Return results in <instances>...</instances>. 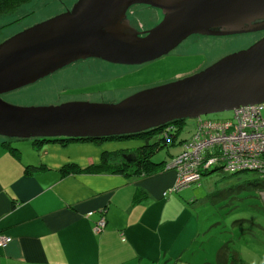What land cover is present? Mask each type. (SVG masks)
<instances>
[{
	"label": "water",
	"instance_id": "95a60500",
	"mask_svg": "<svg viewBox=\"0 0 264 264\" xmlns=\"http://www.w3.org/2000/svg\"><path fill=\"white\" fill-rule=\"evenodd\" d=\"M128 1L79 0L71 11L26 29L0 45L2 139L125 137L174 122L264 104V38L201 72L144 89L116 104L71 102L21 107L1 98L50 78L64 69L66 59L73 57H91L115 65H143L168 55L193 35L230 36L264 30V25L220 32L210 27L222 18L264 17V0H183L181 6H175L184 11L181 17L173 24L158 26L144 39L104 31L111 15ZM124 158L136 161L133 154Z\"/></svg>",
	"mask_w": 264,
	"mask_h": 264
},
{
	"label": "crops",
	"instance_id": "0c3cea01",
	"mask_svg": "<svg viewBox=\"0 0 264 264\" xmlns=\"http://www.w3.org/2000/svg\"><path fill=\"white\" fill-rule=\"evenodd\" d=\"M4 17L11 23L15 16ZM5 141L0 140V234L12 240L0 248V264L215 263L205 247L207 223L190 188L164 197L177 182L174 171L134 179L108 171L63 173L66 167L100 165L105 154L141 142L117 148L114 142L17 141L16 158ZM103 209L107 227L95 234ZM240 254L241 264H264Z\"/></svg>",
	"mask_w": 264,
	"mask_h": 264
},
{
	"label": "rangeland",
	"instance_id": "374dc122",
	"mask_svg": "<svg viewBox=\"0 0 264 264\" xmlns=\"http://www.w3.org/2000/svg\"><path fill=\"white\" fill-rule=\"evenodd\" d=\"M78 1L33 0L32 3L12 13V17H15L13 20L11 18V23L3 15L0 25V45L26 29L71 11ZM145 28L149 29L153 26ZM262 38H264V30L233 36H198L189 39L173 54L141 67L120 66L89 59L75 63V67L69 66L57 71L38 84H31L29 87L3 95L1 98L21 107L57 106L71 102L116 104L144 89L190 76L230 54L248 49ZM203 118L217 121L230 120L233 118V111L207 115ZM195 120L197 119H188L177 124L176 130L183 127L178 132L177 141L171 132L167 133L166 138L169 142L154 158V162L173 163V158L183 151L182 142L191 140L196 134ZM0 140L4 139L0 137ZM140 142L135 139L114 141V144L117 148H123L127 143L136 144L131 146H139ZM141 143L140 145L144 144V142ZM183 144L185 145V142ZM129 155L128 151L123 152V158ZM133 155L137 157L136 153ZM108 158L106 157L107 160ZM124 160L127 164L136 162H129L125 158ZM120 162L121 159L117 158L114 163L116 165ZM172 163L165 165L164 171H174L177 177ZM136 177L133 176L132 179ZM259 182V175L253 172L235 174L224 169H214L202 176L200 185L188 190L192 198L195 194L197 201L193 205L197 204L199 210L201 209L200 212L205 218L204 222L207 223L208 243H205V247L210 260L212 258L215 261L214 264H216L217 254L213 256L214 249L218 244L221 243L222 246L229 241L236 242L235 244L233 242V247L239 249L245 259L248 257L249 261L264 259V201L262 199L264 192L258 190L256 185ZM101 213H105V209ZM99 223L101 229L97 228ZM98 224L94 229L95 234L106 229L105 216L101 217ZM255 251L258 252V257ZM200 255L197 254L195 257L200 259L202 256Z\"/></svg>",
	"mask_w": 264,
	"mask_h": 264
},
{
	"label": "built area",
	"instance_id": "2783aa9c",
	"mask_svg": "<svg viewBox=\"0 0 264 264\" xmlns=\"http://www.w3.org/2000/svg\"><path fill=\"white\" fill-rule=\"evenodd\" d=\"M172 165L177 172L176 191L200 183L214 169L264 175V104L241 107L230 120L198 118L196 134ZM97 228L101 229L100 223ZM11 240L0 235V248Z\"/></svg>",
	"mask_w": 264,
	"mask_h": 264
},
{
	"label": "trees",
	"instance_id": "16d2710c",
	"mask_svg": "<svg viewBox=\"0 0 264 264\" xmlns=\"http://www.w3.org/2000/svg\"><path fill=\"white\" fill-rule=\"evenodd\" d=\"M33 0H0V16L6 15V14H12L13 12H16L18 9H20L23 6H26L30 3H32ZM203 118V117H202ZM196 121V120H195ZM183 123L181 122H174L167 126L153 129L141 134L136 135H130L125 137H113V138H104V139H93V140H85V139H61V140H34L32 143L34 145L40 146L44 143H50V142H57L61 143L62 145H67L69 143H81V142H96V143H103V142H114V141H131V140H140L141 142H144V144L140 147H136L135 149L128 150V154L136 153V162L134 164H127V162L123 158V153L118 152L114 155H107L105 154L103 156V160L100 165L97 166H90L87 169L78 170L75 167H66L63 169V173L65 175L71 174V173H81V172H88V173H100L108 171L110 173H118L126 177L127 179L132 178L133 176L137 177H146L155 175L158 173H161L165 169V165H168L167 162H154V158L159 154V152L167 146L168 139L166 138L167 133L171 132L172 135L175 137L177 141V135L178 132L181 131L183 128L182 126L177 128V124ZM173 129V130H172ZM176 134V135H175ZM175 140L174 138H172ZM17 141H5L4 146L8 149V151L15 156L16 158H19V155L21 153L20 148L17 147V144H15ZM185 143L187 141H184ZM182 142L183 151L176 155L173 159H176L178 156L182 155L185 151V145ZM147 143V144H145ZM115 156V157H114ZM106 157L109 159L107 160ZM114 158V159H113ZM121 159V162L119 164L115 165L116 159ZM113 159V160H111ZM135 173V174H134ZM260 182L258 185V190L260 192H264V175L260 176ZM176 185V184H175ZM175 185L171 189L167 190L164 193V197L167 198L171 195H177L180 194L182 191H176ZM196 185H200V183L195 184L190 187V189ZM189 189V188H188ZM187 190V189H185ZM192 197V196H191ZM195 198V194L193 196ZM144 199H142L143 201ZM135 203L140 202L139 196H136L134 198ZM197 200L195 198V203ZM197 205V204H196ZM201 210V209H200ZM106 213V211H105ZM105 213H101V217H104L106 215H103ZM106 220V218H105ZM100 221V220H99ZM205 221V218H204ZM207 225V224H206ZM97 227V226H96ZM234 241L226 242L224 245H222L216 254V264H241L242 258L240 251L237 250L235 247H233ZM203 264H212L209 262H205Z\"/></svg>",
	"mask_w": 264,
	"mask_h": 264
},
{
	"label": "flooded vegetation",
	"instance_id": "af4514ba",
	"mask_svg": "<svg viewBox=\"0 0 264 264\" xmlns=\"http://www.w3.org/2000/svg\"><path fill=\"white\" fill-rule=\"evenodd\" d=\"M182 1L183 0H129L126 4H123L119 9H117L113 15H111L107 23V26L103 30L107 31V33L111 32L112 34L117 36L144 39L148 37L150 35V32L153 29L157 28L158 26L167 22L173 24L176 20L179 19L184 11L177 9V7L175 6H181ZM263 25H264V17L256 18L255 16L250 15V16L222 18L214 21V23H212L210 27L212 31L220 32V31H231L235 29H250L254 27H260ZM146 26H153V28L148 29L145 28ZM257 32H261V31L250 32V33H257ZM198 36L202 37L204 35L203 34L193 35L189 37L179 47H177L173 52L169 53L168 55L173 54L178 48H180L187 41H189V39ZM205 36H210V35H205ZM89 59H96V58L73 57L70 59H66L64 61L65 65L63 68H67L72 64L80 63L82 61H88ZM120 66H127V65H120ZM141 66L142 65H135L132 67H141ZM205 69L206 68L199 69L195 73L201 72Z\"/></svg>",
	"mask_w": 264,
	"mask_h": 264
}]
</instances>
